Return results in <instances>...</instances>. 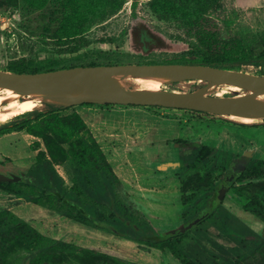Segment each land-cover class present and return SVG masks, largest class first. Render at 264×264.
<instances>
[{
	"label": "rangeland",
	"instance_id": "374dc122",
	"mask_svg": "<svg viewBox=\"0 0 264 264\" xmlns=\"http://www.w3.org/2000/svg\"><path fill=\"white\" fill-rule=\"evenodd\" d=\"M133 1L0 0V69L45 70L71 64L160 63L195 55L251 59L264 53V0H137L135 7L132 6ZM226 66L264 74V57L260 65L235 62ZM122 81L127 87L143 84L131 78ZM203 83V80L187 79L166 82L160 87L171 91H191ZM237 92L246 91L220 85L215 86L210 94L224 96ZM18 99L21 111L2 123L12 117L10 121L35 110L56 106L28 95ZM74 107L77 110L82 107V110L76 111ZM74 111L86 121L89 131L118 175L127 177L125 168L129 170L128 179L120 189L133 210L154 224L164 220L162 217L171 218L172 215L164 213L171 212L176 205L173 196L176 199L178 192L174 177L153 175L154 167L148 164L159 157L161 148H168L169 142L159 140L155 130L147 134L134 128H140L142 124L161 128L164 123L193 121L195 119L192 118L199 116L182 110L107 103L74 105L59 110V113L69 115ZM229 117L237 123L264 126V119ZM200 118L220 120L219 117ZM224 129L228 131L226 126ZM19 131L23 134H7L0 138L2 171L27 170L38 166V160L44 158V153L49 155L43 138L24 129ZM62 146L67 148L68 144ZM54 164L65 184L71 185L73 171L64 155H58ZM204 171L200 168L188 177L197 178ZM255 187L264 191V181ZM255 190L260 191H251ZM263 196L259 195V199L262 200ZM10 211L26 223L0 232V264H23L24 260L27 264H36L34 260L41 255L30 253L36 250L37 242L33 239L37 232L63 240L47 252L50 258H44L40 264H180L176 260L174 262L170 253L175 252L169 249L171 247L161 252L142 251L135 243L113 234L81 228L71 218L61 216L57 205L50 208L46 203H19ZM227 212L234 215L229 210ZM234 212L243 215L246 223H252V233L257 235L252 241L238 242L221 237V243L235 246L238 250L219 253L209 240L195 239L196 234L207 237L208 231L199 228L180 241L181 248L187 252L197 250L202 257L207 256L212 261L218 257L220 264H264V238H260L259 231V227L264 225V209L256 213V217L244 215L241 210L236 212L234 209ZM209 233L215 236L216 232ZM92 245L97 249L84 248ZM242 254L245 255L240 256ZM236 256H240L238 262H233Z\"/></svg>",
	"mask_w": 264,
	"mask_h": 264
},
{
	"label": "flooded vegetation",
	"instance_id": "af4514ba",
	"mask_svg": "<svg viewBox=\"0 0 264 264\" xmlns=\"http://www.w3.org/2000/svg\"><path fill=\"white\" fill-rule=\"evenodd\" d=\"M127 105L150 106L174 111L182 110L199 116L192 118L195 119L193 121L183 122L179 120L175 123H164V126L161 128L150 125L143 126V124L140 128L133 127L134 129L146 131L147 134L155 130V134L159 135V140H164L165 142L168 140L169 142L168 148H161L159 157L150 160L148 164L154 167L155 172L153 175H170L174 177V181L176 182L175 188L178 192L176 199V196H173V201L176 205H174L175 207L172 208L171 212L168 210L164 213L172 215L171 218L162 217L164 220L154 224L147 217L140 216L133 210L130 204L124 200L120 189V186L124 184V180L128 179L129 170L125 168L128 176L121 177L115 171V168H113V163L107 159L112 170L119 178L120 182L116 186V191L128 207V211L137 218L145 220L148 225L152 226L157 233L163 235L166 239L162 247L152 246L150 250L161 252L166 247H171L169 249L175 252L170 253L174 262L176 260L180 264H185L183 257L187 256L201 264H220L218 257H215V260L212 261L207 256L202 257L197 250L195 252L184 251L180 246V241L187 234L189 235L199 228H202L203 231H208L207 237L203 234H196L195 239L201 241L209 240L219 253H233V251L238 250L235 246L221 243V237L232 238L238 242L252 241V238L257 235L252 233L254 232L252 227L243 220V215L239 214L237 210H241L244 215L256 217V213L264 209V196L262 200L259 199V195H264V193L260 192L262 191L260 187H255V184L264 181V126L259 127L252 123H237L226 115L206 111H203L206 113H199L185 110L187 108L159 105ZM200 117H219L220 120L208 119V121H205L200 120ZM217 121L222 122L217 124ZM225 126L228 128L227 132L224 131ZM216 127H219V129H216ZM219 131L220 133L218 134L217 132ZM240 135H243V138ZM35 166L27 170H19L18 172L10 171L15 175H19L20 178L16 181H0V208L10 211L12 207L19 203H35L16 196L11 189L6 188L8 183H12L16 187L29 189V186L25 185V182L29 180L33 181L34 171L41 169L39 165ZM200 168L205 169L201 175H198L197 178L188 177L191 172ZM56 171L58 172L57 169ZM40 172L43 175L41 170ZM58 174L63 178L59 172ZM14 186H12V189ZM64 186L66 188L69 187L65 182ZM125 188L129 191L128 187ZM253 189H259L260 191L255 190L252 192L251 190ZM253 193L259 195L256 196ZM56 205L58 213L61 216L71 218L72 221L81 225V228L113 234L138 246L135 239H131L118 232L113 233L87 224L76 215L71 216L66 214L60 207V203ZM246 205L259 210H249ZM161 208L159 207L158 209ZM234 209L237 213L234 212ZM227 210L233 212L234 215H230ZM242 224L248 227V229H242ZM262 226L263 224L259 227V231H262ZM209 231H215V236L210 235ZM57 239L60 240V238ZM61 241L63 242V240ZM84 248L97 249L94 245ZM240 256L233 258V262H238Z\"/></svg>",
	"mask_w": 264,
	"mask_h": 264
},
{
	"label": "trees",
	"instance_id": "16d2710c",
	"mask_svg": "<svg viewBox=\"0 0 264 264\" xmlns=\"http://www.w3.org/2000/svg\"><path fill=\"white\" fill-rule=\"evenodd\" d=\"M136 4L137 0H134L132 6L135 7ZM262 57H264V53H260L258 57L251 59L246 57L229 58L221 55H195L192 58L171 60L169 62L227 67L226 64H234L235 62L260 65ZM147 63L156 62L150 61ZM75 65L81 64L57 66L45 70ZM12 71L32 72L43 70L13 68ZM66 108L68 107L55 106L48 110H35L28 115L10 121L14 118L12 117L7 122L0 124V136L24 129L29 134L43 138L49 152L48 156L44 153V158L39 160L38 165L41 169L34 171L33 181L25 182L29 189L16 187L12 183H8L6 188L11 189L16 196L35 203H46L50 208H54L57 203H60V207L66 214L76 215L85 223L94 227L113 233L118 232L135 239L138 246L144 251H149L152 246L162 247L166 240L165 237L157 233L145 220L139 219L130 213L128 207L119 197L116 191V186L120 182L119 178L112 170L98 141L89 131L86 121L76 111L69 115H61L59 110ZM185 110L206 113L200 110ZM64 143L68 144L67 148L62 146ZM60 154L64 155L73 170L72 185L67 188L64 186L63 178L54 167V162L58 160ZM40 170L43 175H41ZM12 186H14L13 189ZM246 207L249 210H259L251 208L249 205H246ZM24 223L26 221L23 218L0 208V232H3L4 229L17 228ZM241 227L242 229H248L243 224ZM33 240L37 242L36 250L31 251L30 254L33 256L41 255L34 260L36 264H40L44 258L49 259L47 252L60 241L55 237H47L38 232ZM183 260L185 264H201L190 259L189 256L183 257ZM26 262L24 260L23 264H27ZM128 264L138 263L129 262Z\"/></svg>",
	"mask_w": 264,
	"mask_h": 264
},
{
	"label": "water",
	"instance_id": "95a60500",
	"mask_svg": "<svg viewBox=\"0 0 264 264\" xmlns=\"http://www.w3.org/2000/svg\"><path fill=\"white\" fill-rule=\"evenodd\" d=\"M159 76L166 82L199 78L204 83L191 91L147 90L127 87L123 79ZM228 84L247 92L219 96L209 87ZM0 87L13 89L20 98L38 94L42 100L61 107L82 103H116L159 105L206 111L226 116L264 119V74L209 64L160 62L75 65L43 71H12L0 69ZM22 174V172H21ZM20 177L10 170H0V181H16ZM253 226L252 223H248ZM260 233L264 238V225Z\"/></svg>",
	"mask_w": 264,
	"mask_h": 264
},
{
	"label": "bare ground",
	"instance_id": "6f19581e",
	"mask_svg": "<svg viewBox=\"0 0 264 264\" xmlns=\"http://www.w3.org/2000/svg\"><path fill=\"white\" fill-rule=\"evenodd\" d=\"M131 79L136 80L137 82L143 83L142 85L136 86L141 89H147V90H162L161 84L166 83V79L159 76H151V77H132ZM194 80H199V78H193ZM220 85H228V84H220ZM218 85V86H220ZM216 85L209 87V92H211L212 89H214ZM235 88H239L241 90H244L243 88L235 85H229ZM246 91V90H245ZM247 92V91H246ZM244 92V93H246ZM13 89L9 87H0V124L5 121L8 117L13 115L14 113H17L21 111V106L19 105L18 101L19 99L13 96ZM243 92H237L235 94L242 95ZM35 98H38L42 100V96L38 94H32L28 95ZM259 97L264 98V92L259 93ZM234 117V116H233ZM236 117V116H235Z\"/></svg>",
	"mask_w": 264,
	"mask_h": 264
},
{
	"label": "crops",
	"instance_id": "0c3cea01",
	"mask_svg": "<svg viewBox=\"0 0 264 264\" xmlns=\"http://www.w3.org/2000/svg\"><path fill=\"white\" fill-rule=\"evenodd\" d=\"M78 105L82 106V105H84V104H78ZM75 106H76V105H75ZM74 108H75L74 110H76V111H80V110H82V109H81L82 107L79 108L80 110H79V109L77 110V109H76L77 107H74ZM7 134H21V135H22L23 133H22V131H12V132H10V133H6V134H4V135H7ZM4 135H1L0 138H1L2 136H4ZM244 221H245V219H244ZM247 223H250V222H247Z\"/></svg>",
	"mask_w": 264,
	"mask_h": 264
}]
</instances>
